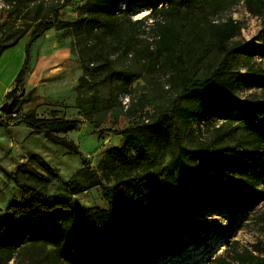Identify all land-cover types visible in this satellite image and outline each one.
<instances>
[{"label": "trees", "instance_id": "1", "mask_svg": "<svg viewBox=\"0 0 264 264\" xmlns=\"http://www.w3.org/2000/svg\"><path fill=\"white\" fill-rule=\"evenodd\" d=\"M2 1L8 6L0 16L3 21L21 13L18 8L30 3H35V13L28 28L22 66L13 88L5 95L10 100L21 91L15 116L1 113L0 121L19 122L34 133H43L48 143L78 156L83 168L74 176L79 177L87 171L84 156L66 137L79 120L55 115L42 118L33 109L21 110L34 100V89L23 93L31 44L53 28L73 27L47 18L70 0H61L58 8L45 10L41 18L40 0ZM243 1L251 14L264 19V0ZM140 2L155 6L151 17L156 26V58L160 66H168L169 81L178 94L150 124L142 122L113 131L111 134L124 139V145L109 150L99 162L101 176L88 170L91 178L84 185L72 178L63 191L50 194L49 187L58 174L38 156L30 157L15 172L0 168L20 193V202L9 206L0 221V264L20 258L22 264H156L158 259L181 251L175 240L180 233L190 244L204 242L198 216L208 210L235 208L246 199L253 177L241 168L236 157L251 162L264 152V104L240 102L236 106L245 133L242 138L235 140L222 125L211 141L187 147L183 132L190 129L193 119L208 115V110L232 108L231 94L237 84L252 81L263 87L264 71L253 67L244 73L231 71L235 48L229 47V42L239 35V25L231 19L217 24L204 20L205 11L224 0H87L84 18L79 20L84 36L92 38L97 31L119 36L117 7ZM141 24L140 20L134 21L131 27ZM183 24L196 34L198 27L207 29L219 54L216 66L204 77L195 74L182 52L176 56L183 42ZM28 29L11 31L14 37L8 43L0 41V58L23 39ZM89 125L99 128L95 122ZM164 155L168 164L162 168L159 161ZM225 173L233 174L235 179L230 178L228 185L220 188L210 175ZM95 187L100 189L106 208L72 211L73 197ZM235 258L239 264H264V259L249 252Z\"/></svg>", "mask_w": 264, "mask_h": 264}, {"label": "rangeland", "instance_id": "2", "mask_svg": "<svg viewBox=\"0 0 264 264\" xmlns=\"http://www.w3.org/2000/svg\"><path fill=\"white\" fill-rule=\"evenodd\" d=\"M40 1L43 3L40 18L45 10L58 8L62 3L61 0ZM86 2L70 0L55 14L47 16L73 27L53 28L31 44L30 70L23 93L34 89V100L21 110L33 109L42 118L55 115L78 119L80 123L66 137L83 154L85 169L101 176L99 162L109 150L124 145L121 136L111 133L138 126L142 122L150 124L156 113L170 107L178 92L169 81L168 66H160L156 58V26L151 17L155 6L144 2L120 4L116 14L119 36L103 35L97 31L94 37L86 38L79 22L84 18ZM7 8V4L0 0V16ZM18 11L21 13L13 14L9 19H0V24H5L0 29V41L4 44L14 37L11 31L31 26L35 3L18 8ZM228 19L235 21L240 30L239 35L229 42V47L235 48L231 71L244 73L249 67L264 71L263 17L251 14L243 0H224L220 6L205 11L206 22L217 24ZM139 20L141 25L131 27L132 22ZM184 26L183 42L181 48L176 49V56L182 52L195 74L204 77L216 66L219 54L207 29L198 27L196 34ZM180 27L177 25V28ZM30 29L0 59V97L4 90L8 88V93L13 88L14 78L25 57L24 49ZM20 96L21 91L10 100L4 96L0 107L14 102L15 110L16 100ZM78 99L80 103L76 101ZM231 99L234 102L232 108L218 107L208 110V115L193 119L190 129L183 132L187 147L211 141L215 130L222 125L225 131L232 132L235 140L244 137L236 106L240 102L264 104V86L258 87L252 81L239 83L234 87ZM222 112L227 113V117L221 116ZM90 122H95L99 128H92ZM32 156L40 157L57 171L58 178L48 190L50 194L63 191L72 178L83 185L91 178V173L87 171L75 177V173L83 168L80 158L61 146L48 143L43 133H34L19 122L0 121V168L15 172ZM236 160L247 175L253 177L246 199L235 208L208 210L198 216L196 220L203 229L201 236L204 242L190 244L188 238L180 233L175 240L181 251L158 259L156 264H239L235 257L247 252L264 259V152L251 162L238 157ZM167 164L168 157L164 155L159 165L163 168ZM210 177L220 188L226 187L230 178L235 179L233 174L227 173L220 176L211 174ZM103 182L111 184L105 180ZM19 202V191L0 170V221L6 209ZM88 208H106L97 187L72 199V211ZM21 259L12 260L9 264H22Z\"/></svg>", "mask_w": 264, "mask_h": 264}, {"label": "water", "instance_id": "3", "mask_svg": "<svg viewBox=\"0 0 264 264\" xmlns=\"http://www.w3.org/2000/svg\"><path fill=\"white\" fill-rule=\"evenodd\" d=\"M13 106H14V102L10 103V104H3L0 107V112L5 114V115H12L14 110H13Z\"/></svg>", "mask_w": 264, "mask_h": 264}, {"label": "crops", "instance_id": "4", "mask_svg": "<svg viewBox=\"0 0 264 264\" xmlns=\"http://www.w3.org/2000/svg\"><path fill=\"white\" fill-rule=\"evenodd\" d=\"M13 48H14V47H13ZM8 50H9V49H8ZM5 52H6V51H5ZM5 52H4V53H5ZM4 53H3V54H4ZM1 57H2V56H1ZM0 59H1V58H0ZM26 83H27V82L25 81V83H24V87H25V84H26ZM12 85H13V84H12ZM8 90H9V89L7 88L6 90L3 91L2 96L0 97V105L4 102V96L6 95V93H7ZM25 111H27V110H25ZM25 111H24V112H25Z\"/></svg>", "mask_w": 264, "mask_h": 264}, {"label": "built area", "instance_id": "5", "mask_svg": "<svg viewBox=\"0 0 264 264\" xmlns=\"http://www.w3.org/2000/svg\"><path fill=\"white\" fill-rule=\"evenodd\" d=\"M11 116H15V114H12Z\"/></svg>", "mask_w": 264, "mask_h": 264}]
</instances>
